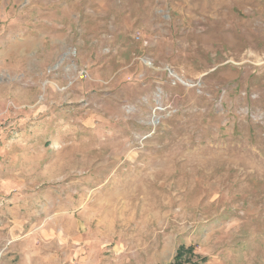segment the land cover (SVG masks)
Segmentation results:
<instances>
[{"label":"rangeland","instance_id":"rangeland-1","mask_svg":"<svg viewBox=\"0 0 264 264\" xmlns=\"http://www.w3.org/2000/svg\"><path fill=\"white\" fill-rule=\"evenodd\" d=\"M193 263L264 264V0H0V264Z\"/></svg>","mask_w":264,"mask_h":264},{"label":"trees","instance_id":"trees-1","mask_svg":"<svg viewBox=\"0 0 264 264\" xmlns=\"http://www.w3.org/2000/svg\"><path fill=\"white\" fill-rule=\"evenodd\" d=\"M184 251H188V252H193V248L191 247V248H189V249H185L183 246H181L180 248H179V250H178V252H177V255H176V261H179V260H181L180 258H182V254H183V252ZM194 256V255H193ZM194 264V263H193Z\"/></svg>","mask_w":264,"mask_h":264}]
</instances>
